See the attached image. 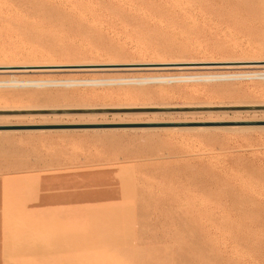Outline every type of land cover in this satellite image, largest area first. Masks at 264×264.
Segmentation results:
<instances>
[{
    "label": "rangeland",
    "instance_id": "obj_1",
    "mask_svg": "<svg viewBox=\"0 0 264 264\" xmlns=\"http://www.w3.org/2000/svg\"><path fill=\"white\" fill-rule=\"evenodd\" d=\"M0 56L259 59L264 0H0ZM22 77L47 83H0V111L264 106V79ZM0 264H264V109L0 116Z\"/></svg>",
    "mask_w": 264,
    "mask_h": 264
},
{
    "label": "bare ground",
    "instance_id": "obj_2",
    "mask_svg": "<svg viewBox=\"0 0 264 264\" xmlns=\"http://www.w3.org/2000/svg\"><path fill=\"white\" fill-rule=\"evenodd\" d=\"M192 60H190V61H184V60H181V61H176V60L174 61L173 60L172 61V60H170L172 62H168L167 60H166L167 62H162V61L161 62L160 61L159 62H141L140 61V62H135V63H131V61L130 62L128 61V63H117L114 61H113V63L112 62L110 63L109 61H108L109 63H107V62L106 63H104V62H102V63H99V62L98 63H94V62L93 63L92 62L91 63H86V62L82 63L83 62L82 61L81 63L77 62L74 64H72V63L71 64L70 63L69 64H64V63L63 64H56L53 62L52 63H46L45 61H44L45 63H32V62L30 63L29 62L27 64L22 63V62H21L22 64L20 62H19L20 64H14V62H13V64H9V63L8 64H4V63L2 64L1 63L0 64V83H4L6 85H13V86H17V87H23V86L25 87L28 85L31 86L34 83H39V85H41L40 83L45 84V83H47V81L46 82L42 81V80H39V81L32 80L31 81V80H23L21 78H23L22 76H26V75H30V74L77 73V72L101 73L102 75L106 76L107 79H105V81L110 82V84L116 83L119 85L126 84V83H128V84L131 83V84H136V85H144V84L147 85V84H157V83H169V82H173V81L215 82V81H220V80H227V79H229V77H237V78L247 77V78H255V79H264V57L259 58V59H257V58L256 59H243V60L242 59H240V60L234 59V60H226V61L208 60V59L203 60V61H199V60L192 61ZM227 70H237V72H223V71H227ZM164 71L165 72H167V71H189V73L187 75H150V74H147V75H134V76L131 74V73H135V72H164ZM121 73H125V74H121ZM229 73H232V74H229ZM126 75H129V76H126ZM107 76H112V77L108 78ZM101 80H104V79H101ZM95 81H99V80H95ZM48 82H50V81H48ZM70 83H72V82H70ZM85 83H87V82H85ZM42 93H45V92H42ZM56 94L57 93H55V95ZM63 97H65V96H63ZM45 98H46V96H45ZM58 98H59V96H58ZM42 99H43V96H42V98H40V101ZM36 100H37V98H36ZM46 101H47V99H46ZM167 105L166 104L165 105L164 104H162V105L158 104V106L155 105V106H152V108H137V106L132 107L130 105L129 106L126 105L124 107H122V105H121V107H115L114 106L115 108H105V107L101 108V107H103V106H101L100 108L96 107V108H91V109H164L165 107L166 108H202V107H210L211 104L207 105V106H205V105L203 106L200 104L196 105V103H195L194 105H186V106L181 105L182 107H175V106L170 107L169 105L168 106ZM187 106H199V107H187ZM149 107H150V105H149ZM213 107H254V106H223V105L221 106L220 105V106H213ZM41 108H43V107H41ZM37 109H39V107ZM0 110H7V109L2 108ZM9 110H12V111H45V110H30V107H29V110H21L20 108H11V109L9 108ZM49 110H80V109H49ZM81 110H90V109H81ZM55 173H56V171H55ZM36 178H37V176H36ZM65 194H67V193H65Z\"/></svg>",
    "mask_w": 264,
    "mask_h": 264
},
{
    "label": "water",
    "instance_id": "obj_3",
    "mask_svg": "<svg viewBox=\"0 0 264 264\" xmlns=\"http://www.w3.org/2000/svg\"><path fill=\"white\" fill-rule=\"evenodd\" d=\"M264 109L254 107H202V108H164V109H90V110H45V111H0V116L24 115H63V114H118V113H173V112H213Z\"/></svg>",
    "mask_w": 264,
    "mask_h": 264
}]
</instances>
